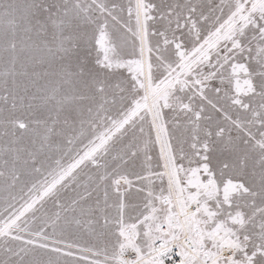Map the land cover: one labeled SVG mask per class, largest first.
Instances as JSON below:
<instances>
[{
  "label": "snow or ice",
  "instance_id": "6c2138e0",
  "mask_svg": "<svg viewBox=\"0 0 264 264\" xmlns=\"http://www.w3.org/2000/svg\"><path fill=\"white\" fill-rule=\"evenodd\" d=\"M0 264H264V0H0Z\"/></svg>",
  "mask_w": 264,
  "mask_h": 264
}]
</instances>
